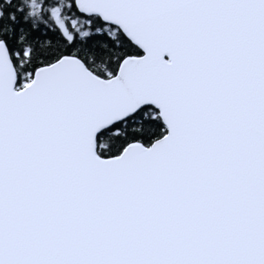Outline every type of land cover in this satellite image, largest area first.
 Wrapping results in <instances>:
<instances>
[{"label": "snow or ice", "instance_id": "6c2138e0", "mask_svg": "<svg viewBox=\"0 0 264 264\" xmlns=\"http://www.w3.org/2000/svg\"><path fill=\"white\" fill-rule=\"evenodd\" d=\"M0 264H264V0H0Z\"/></svg>", "mask_w": 264, "mask_h": 264}]
</instances>
